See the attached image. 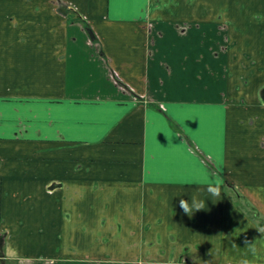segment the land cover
I'll return each mask as SVG.
<instances>
[{
  "label": "crops",
  "instance_id": "obj_1",
  "mask_svg": "<svg viewBox=\"0 0 264 264\" xmlns=\"http://www.w3.org/2000/svg\"><path fill=\"white\" fill-rule=\"evenodd\" d=\"M104 206L264 264V0H0V264H133Z\"/></svg>",
  "mask_w": 264,
  "mask_h": 264
},
{
  "label": "rangeland",
  "instance_id": "obj_2",
  "mask_svg": "<svg viewBox=\"0 0 264 264\" xmlns=\"http://www.w3.org/2000/svg\"><path fill=\"white\" fill-rule=\"evenodd\" d=\"M111 210L109 206L101 209L102 223L89 225L90 229L96 231L93 234L94 239L85 240L86 247L91 248L95 245L101 248V255L98 258L102 262L130 259L133 264H193L187 254H178L179 241L173 239L172 234L158 231L157 223L142 221L144 214L134 215V232L131 233L132 225L126 223V220H129L128 210L124 207L115 213ZM142 210L143 207L138 209L139 212ZM3 245L1 239L0 252Z\"/></svg>",
  "mask_w": 264,
  "mask_h": 264
},
{
  "label": "clouds",
  "instance_id": "obj_3",
  "mask_svg": "<svg viewBox=\"0 0 264 264\" xmlns=\"http://www.w3.org/2000/svg\"><path fill=\"white\" fill-rule=\"evenodd\" d=\"M210 197L219 198L221 196L220 183L218 181H213L206 188ZM179 207L185 215H193L195 212H199L206 208V200L199 197H192L190 199H180Z\"/></svg>",
  "mask_w": 264,
  "mask_h": 264
}]
</instances>
